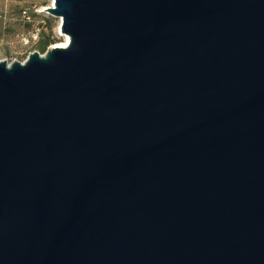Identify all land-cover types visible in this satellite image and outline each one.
Masks as SVG:
<instances>
[{
    "label": "water",
    "instance_id": "water-1",
    "mask_svg": "<svg viewBox=\"0 0 264 264\" xmlns=\"http://www.w3.org/2000/svg\"><path fill=\"white\" fill-rule=\"evenodd\" d=\"M63 49L0 62V264H264V0H52Z\"/></svg>",
    "mask_w": 264,
    "mask_h": 264
},
{
    "label": "rangeland",
    "instance_id": "rangeland-1",
    "mask_svg": "<svg viewBox=\"0 0 264 264\" xmlns=\"http://www.w3.org/2000/svg\"><path fill=\"white\" fill-rule=\"evenodd\" d=\"M49 0H0V61L5 60L6 64L15 60L21 62L26 54L35 53L41 56L48 47L59 43V39L54 36L53 30L56 27V20L47 15L44 11ZM24 12L28 17L30 24L25 25L19 19L20 13ZM39 25L41 32L36 45L26 48H18V45L12 44V49L6 46L9 41H12L15 36L20 35L27 27ZM53 41V44L48 45L39 51L40 41L44 38ZM5 44V45H4ZM9 49V50H7Z\"/></svg>",
    "mask_w": 264,
    "mask_h": 264
},
{
    "label": "built area",
    "instance_id": "built-area-1",
    "mask_svg": "<svg viewBox=\"0 0 264 264\" xmlns=\"http://www.w3.org/2000/svg\"><path fill=\"white\" fill-rule=\"evenodd\" d=\"M19 19L25 25H29L30 24L28 17L25 15V13L23 11L20 13ZM40 32H41V27H39V25H34V26L27 27V29L24 30L23 33H21L20 35L15 36L12 41H9L8 45L6 44V46L10 48V47H12V44H15V45H18V48H26V49H28L30 47H33L34 45L37 44V42L39 40ZM0 44H3L2 41H0ZM49 48H51V47H48L47 49H49ZM10 49H12V48H10ZM7 50H9V49H7ZM30 54L31 53L26 54L24 60ZM24 60H22L21 62H17L15 60H11L7 64H6L5 60H2L0 62H3L5 65H9L11 63L22 64L24 62Z\"/></svg>",
    "mask_w": 264,
    "mask_h": 264
},
{
    "label": "bare ground",
    "instance_id": "bare-ground-1",
    "mask_svg": "<svg viewBox=\"0 0 264 264\" xmlns=\"http://www.w3.org/2000/svg\"><path fill=\"white\" fill-rule=\"evenodd\" d=\"M48 9H52V0L48 1L47 7ZM56 20V27L53 30L54 36L56 38H58L60 41L57 44H54L52 47L56 48V49H63L66 45H67V38L62 37L59 34V19H55Z\"/></svg>",
    "mask_w": 264,
    "mask_h": 264
},
{
    "label": "trees",
    "instance_id": "trees-1",
    "mask_svg": "<svg viewBox=\"0 0 264 264\" xmlns=\"http://www.w3.org/2000/svg\"><path fill=\"white\" fill-rule=\"evenodd\" d=\"M51 44H53V41L52 40L49 41L47 37L44 38V39H42L40 41V43H38V45H39V51L42 52L45 47H47L48 45H51Z\"/></svg>",
    "mask_w": 264,
    "mask_h": 264
}]
</instances>
